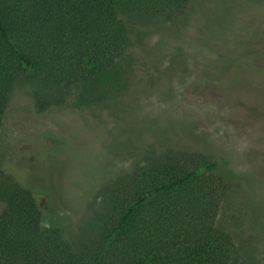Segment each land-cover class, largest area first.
<instances>
[{
	"label": "rangeland",
	"instance_id": "374dc122",
	"mask_svg": "<svg viewBox=\"0 0 264 264\" xmlns=\"http://www.w3.org/2000/svg\"><path fill=\"white\" fill-rule=\"evenodd\" d=\"M181 9L129 25L130 46L114 64L46 110L20 80L3 118L0 169L29 187L52 181L58 223L80 250L146 164L213 162L227 187L216 224L244 264H264V0ZM42 151L46 176L29 167Z\"/></svg>",
	"mask_w": 264,
	"mask_h": 264
},
{
	"label": "trees",
	"instance_id": "16d2710c",
	"mask_svg": "<svg viewBox=\"0 0 264 264\" xmlns=\"http://www.w3.org/2000/svg\"><path fill=\"white\" fill-rule=\"evenodd\" d=\"M188 2L0 0V134L20 80L41 111L59 104L72 84L113 65L130 46L129 25L159 24ZM49 156L35 153L29 167L46 176ZM172 164L141 168L127 199L91 226L95 242L80 250L58 223L52 181L40 176L29 187L0 169V264H244L216 224L227 187L215 163Z\"/></svg>",
	"mask_w": 264,
	"mask_h": 264
}]
</instances>
